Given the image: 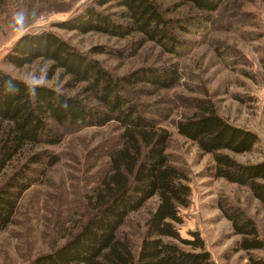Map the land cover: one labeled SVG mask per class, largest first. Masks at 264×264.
I'll use <instances>...</instances> for the list:
<instances>
[{"label": "trees", "instance_id": "16d2710c", "mask_svg": "<svg viewBox=\"0 0 264 264\" xmlns=\"http://www.w3.org/2000/svg\"><path fill=\"white\" fill-rule=\"evenodd\" d=\"M163 1L91 0L55 24L83 34L137 35L128 47L97 45L81 52L56 33L40 30L22 34L5 55L17 67L50 61L48 76L59 71L56 77L64 88L29 84L0 70V177L9 169L0 182V231L13 222L23 193L37 181L35 175H45L60 162L59 154L46 146L61 143L71 129L109 123L118 127L116 137L108 140L105 171L83 196L80 224L63 243L29 264H215L198 231H189L190 238L179 232L180 208L190 202V178L167 152L170 131L154 116L155 106L136 96L175 87L181 76L178 63L164 59L157 66L143 65L115 76L90 54L123 58L127 49L134 55L152 42L160 52L181 55L187 48L176 29L203 28L226 2L166 0L164 6ZM105 6L115 11L98 9ZM185 7L188 15L166 16ZM190 13L199 17L184 22ZM199 91L205 97L177 95L179 105L187 109L175 122L177 133L212 156L205 168L208 176L246 186L264 208V161L244 163L232 155L251 151L258 135L222 117L207 90ZM216 207L240 237L234 249L248 253L244 264H264V256L251 253L264 249L254 219L223 195ZM131 214L136 217L130 220ZM126 224L131 231L124 230Z\"/></svg>", "mask_w": 264, "mask_h": 264}, {"label": "rangeland", "instance_id": "374dc122", "mask_svg": "<svg viewBox=\"0 0 264 264\" xmlns=\"http://www.w3.org/2000/svg\"><path fill=\"white\" fill-rule=\"evenodd\" d=\"M90 1L0 0V70L29 84L63 89V83L56 77L59 71L48 76L50 61L38 59L17 67L5 60L18 37L40 30L56 33L81 52H88L97 45L109 49L128 47L129 41L137 35L116 38L97 32L83 34L55 25ZM163 2L164 6L168 4L166 0ZM98 9L115 11L112 6ZM178 12L189 14L185 7L166 16H179ZM17 14L22 16L19 23ZM212 16L203 28L185 25V30L176 29L187 48L178 56L160 52L152 42H146L134 55H129L127 49L123 58L112 53L90 54L115 76L143 65L157 66L164 59L178 63L181 76L175 87L136 96L155 106L154 116L170 131L167 152L190 178V202L180 208L183 222L178 225L179 232L182 237L190 238L189 231H198L215 264H244L248 253L234 249L240 237L232 233L230 221L216 207L217 198L226 196L233 205L240 206L254 219L263 236L264 208L246 186L207 175L205 168L212 163V156L202 153L176 131V120L187 111L179 105L177 95L205 97L199 90H207L222 117L258 135L259 140L251 151L232 154L233 157L244 163L264 161V0H226ZM196 17L199 16L190 13L183 21L188 23L185 21L188 18L195 21ZM117 134L116 123L71 129L61 143L46 146L59 154L60 162L45 175H35L37 181L23 193L13 222L0 231V264H29L37 255L63 243L68 232L76 230L85 209L83 196L105 171L108 140L112 141ZM8 173L9 169L0 177V182ZM155 199L149 205H153ZM135 217L136 214H131L130 220ZM127 225L124 230L131 231ZM251 253L264 256V249Z\"/></svg>", "mask_w": 264, "mask_h": 264}, {"label": "clouds", "instance_id": "9594fccd", "mask_svg": "<svg viewBox=\"0 0 264 264\" xmlns=\"http://www.w3.org/2000/svg\"><path fill=\"white\" fill-rule=\"evenodd\" d=\"M22 21V16H20L19 14H17V23Z\"/></svg>", "mask_w": 264, "mask_h": 264}]
</instances>
